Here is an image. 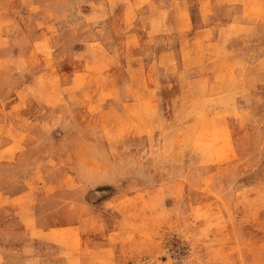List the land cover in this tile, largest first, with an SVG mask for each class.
Instances as JSON below:
<instances>
[{"label": "rangeland", "instance_id": "374dc122", "mask_svg": "<svg viewBox=\"0 0 264 264\" xmlns=\"http://www.w3.org/2000/svg\"><path fill=\"white\" fill-rule=\"evenodd\" d=\"M0 264H264V0H0Z\"/></svg>", "mask_w": 264, "mask_h": 264}]
</instances>
